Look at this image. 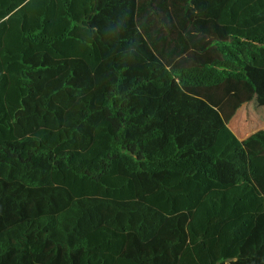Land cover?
<instances>
[{
	"label": "trees",
	"instance_id": "1",
	"mask_svg": "<svg viewBox=\"0 0 264 264\" xmlns=\"http://www.w3.org/2000/svg\"><path fill=\"white\" fill-rule=\"evenodd\" d=\"M260 82L264 0H0V264H264Z\"/></svg>",
	"mask_w": 264,
	"mask_h": 264
},
{
	"label": "rangeland",
	"instance_id": "2",
	"mask_svg": "<svg viewBox=\"0 0 264 264\" xmlns=\"http://www.w3.org/2000/svg\"><path fill=\"white\" fill-rule=\"evenodd\" d=\"M256 87L259 90H261V92H259V94L257 95V96H259L257 98V102H256V100H253L252 103H250L251 105L246 108L247 112L246 113L242 112V114L246 115L245 116V122H246V124H248V126L252 125L254 122L257 121L256 114H264V106H263V103H264V82H260V84L256 85ZM155 98L156 97H148V100H149V102L151 104L152 110L155 109L156 117H158V118L154 119V121L157 122V123H155V126H156V125H159V124H164L165 116H162L163 113L170 114L171 112H167V109H169V108L166 105L165 101H163L164 102L163 103V107H161L159 102L158 103L154 102ZM165 98H167V97L164 96V98H162L161 100H164ZM174 103H176V102H174ZM163 108H164V111H163ZM244 115L241 116V117H235V118L231 119L230 122L226 125V127L229 129V131L232 134L235 133L236 135H240V140L241 141L249 139V137H247L246 134L243 133L244 130H245L244 127L242 126V123H243L242 122V118L244 117ZM262 125L264 126V124H262ZM152 129L153 128H149V129L146 130V132H145V136L146 137L148 136V134H150V131ZM215 131L216 130H212V129L204 131L206 134L204 133V134L194 138V142L195 141H199V144H197L196 142H195V144L197 146L205 145L213 137V134H214ZM208 137H210V138H208ZM259 151L264 153V149L259 150Z\"/></svg>",
	"mask_w": 264,
	"mask_h": 264
},
{
	"label": "crops",
	"instance_id": "3",
	"mask_svg": "<svg viewBox=\"0 0 264 264\" xmlns=\"http://www.w3.org/2000/svg\"><path fill=\"white\" fill-rule=\"evenodd\" d=\"M95 23H98V21H96ZM251 102H246V103L242 104L240 106V108L237 110L236 115L233 118L238 117L240 113H242L243 111H246V108L251 105L250 104ZM245 116L246 115H244V117L242 118V122H243L242 126L245 125ZM256 116H257V121L254 122L252 125H249V126H248V124H246V126L244 128L245 130L243 133L246 134L247 137L258 132L259 130L264 131V126L262 125V124H264V114H256ZM233 134L237 137V139H240V135H236L235 133H233Z\"/></svg>",
	"mask_w": 264,
	"mask_h": 264
}]
</instances>
